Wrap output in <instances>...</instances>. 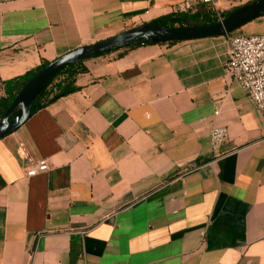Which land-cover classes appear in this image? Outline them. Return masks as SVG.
Masks as SVG:
<instances>
[{
    "label": "crops",
    "instance_id": "0c3cea01",
    "mask_svg": "<svg viewBox=\"0 0 264 264\" xmlns=\"http://www.w3.org/2000/svg\"><path fill=\"white\" fill-rule=\"evenodd\" d=\"M181 4L0 0V95ZM235 32L264 33V16ZM228 37L89 57L77 90L0 138V264H264V121L226 73ZM212 127L227 130L217 150ZM24 151L47 171L27 176Z\"/></svg>",
    "mask_w": 264,
    "mask_h": 264
},
{
    "label": "water",
    "instance_id": "95a60500",
    "mask_svg": "<svg viewBox=\"0 0 264 264\" xmlns=\"http://www.w3.org/2000/svg\"><path fill=\"white\" fill-rule=\"evenodd\" d=\"M217 3L216 5H218ZM225 5H227L226 1ZM223 13L220 20L209 24L195 23L178 27H166L156 24L154 21L144 23L110 38L82 45L49 61L23 85L3 114L0 119V138L12 133L24 123L30 115V108L36 95L42 90L48 78L58 69L92 56L105 54L131 45L157 44L170 41L179 42L190 39L225 36L242 25L264 16V0H251L229 10L225 16H223Z\"/></svg>",
    "mask_w": 264,
    "mask_h": 264
},
{
    "label": "built area",
    "instance_id": "2783aa9c",
    "mask_svg": "<svg viewBox=\"0 0 264 264\" xmlns=\"http://www.w3.org/2000/svg\"><path fill=\"white\" fill-rule=\"evenodd\" d=\"M151 2L153 0H144ZM181 6L191 8L186 0H181ZM197 3L204 4L207 13L212 18L220 20L225 7L218 6L220 0H196ZM227 6H237L251 0H224ZM228 56L225 62L226 73L235 80L247 93L255 107L261 112L264 121V33L261 34H228ZM218 110L214 111L217 115ZM227 136L224 127H212L209 130V142L212 150H217ZM24 157L28 162L25 170L27 176H34L45 172L48 163L45 159L33 161L27 152Z\"/></svg>",
    "mask_w": 264,
    "mask_h": 264
},
{
    "label": "trees",
    "instance_id": "16d2710c",
    "mask_svg": "<svg viewBox=\"0 0 264 264\" xmlns=\"http://www.w3.org/2000/svg\"><path fill=\"white\" fill-rule=\"evenodd\" d=\"M233 9V8H232ZM229 11H226L223 13V16H225ZM208 13L203 16L204 22L203 24H209L216 22V19L209 18L207 16ZM206 16V17H205ZM184 14H178V13H170L168 15L159 17L154 20V23L161 24L166 27H178V26H184V23L182 21L185 20ZM195 17V16H194ZM188 25V24H185ZM175 41L170 42H163V44H174ZM137 45H131L128 47L121 48L122 51L118 52L117 55L121 56L124 54V52L129 49L133 48ZM119 50V49H117ZM114 50V51H117ZM49 61H46L44 59L40 60V63L35 66L34 68L26 71L22 75L13 77L8 80L2 81V89L3 94L0 95V119L3 117V114L7 110V108L10 106L11 102L13 101L16 94L19 92V90L23 87V85L42 67H44ZM86 71L85 66L83 65V61H79L77 63H71L68 64L61 69H58L56 72H54L46 81L44 87L42 90L36 95L31 108H30V114H32L34 111L42 108L45 104L50 103L60 96H64L66 94H69L71 92H74L78 89L77 85H75V77L79 73H83Z\"/></svg>",
    "mask_w": 264,
    "mask_h": 264
},
{
    "label": "rangeland",
    "instance_id": "374dc122",
    "mask_svg": "<svg viewBox=\"0 0 264 264\" xmlns=\"http://www.w3.org/2000/svg\"><path fill=\"white\" fill-rule=\"evenodd\" d=\"M187 1V3L190 5V7L191 8H196L195 9V12H196V14L195 15H197V16H195L194 17V14H188L187 15V13L186 12H188V11H186V9H185V12L183 13V14H185L186 13V17H185V20L184 21H182L183 23H184V25L185 24H195V23H197V24H202L203 22H204V19H203V17L201 16L202 14H206V11H207V9H206V6L204 5V4H201V3H197V1L196 0H186ZM241 5V4H240ZM237 6H239V5H237ZM237 6H234V7H229V6H227V5H223L222 7H225V9H223L222 11L223 12H226V11H229V10H231L232 8H235V7H237ZM175 10V9H174ZM182 12V11H181ZM188 13H190V12H188ZM208 15H210V14H208ZM207 16V15H206ZM205 16V17H206ZM211 16V15H210ZM210 16H207V17H209V18H211ZM244 31H246V29L247 28H242ZM235 34H242V33H239V32H235ZM252 34H256V33H252ZM257 34H260V33H257ZM245 35H249V34H245Z\"/></svg>",
    "mask_w": 264,
    "mask_h": 264
}]
</instances>
